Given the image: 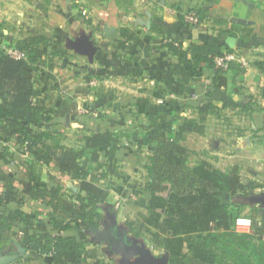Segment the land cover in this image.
I'll use <instances>...</instances> for the list:
<instances>
[{
  "label": "crops",
  "instance_id": "1",
  "mask_svg": "<svg viewBox=\"0 0 264 264\" xmlns=\"http://www.w3.org/2000/svg\"><path fill=\"white\" fill-rule=\"evenodd\" d=\"M248 1L254 4L251 13V7L238 0H219L214 6L211 0L0 2V48L18 49L19 45L29 43L37 50L27 61L37 80L35 101L46 108L43 120L46 125L41 130H49L63 144L73 147H82L92 133L106 130L117 133L115 141L121 150V160L116 164V173L104 168L88 176L89 181L108 192L106 204H102L100 225L73 223L71 229L64 231L76 235L80 241L81 233L87 235L80 264H95L98 260L104 264L116 257L121 264L119 251L123 243L119 239L124 237L129 244L133 240L141 242L129 236L120 214L105 206L112 203V190L122 185L114 179L123 183L128 179L124 167L138 168L132 160L133 152L139 146L147 150L155 144L146 143V137L164 134L187 146L185 143L195 127L204 132L201 123L213 121L220 126L237 119L251 123L236 127L235 132L223 130L224 136L220 134L219 141L228 142L230 155L235 157L233 164L221 168L209 159L198 160H207L217 170L238 172V189L229 192L245 200L240 202L244 203V210L237 218L252 220L255 212L264 209V0ZM191 11L200 14L196 24L186 21L185 16ZM232 17L247 18L253 23H234ZM226 20L227 25L222 23ZM85 36L97 47L93 62L80 50L85 45ZM229 36L237 39L235 47L226 43ZM193 44H209L221 51H240L244 47L246 56H241L250 58L249 67L241 71L233 67L225 72V85L220 84L215 69L206 63H201L202 75L191 76L171 46L187 50ZM204 104L212 108L201 112L199 108ZM245 107L249 109L242 110ZM214 144V150L219 152L213 154L205 147L199 153L215 155L214 160H219L221 145L218 141ZM0 149L5 153L0 160V191L14 179L23 204L21 207L14 204L13 209L32 217V227L21 223L0 237V261L18 254L20 245L26 254L12 264H53L52 253L29 250L21 241L26 227L37 238L58 232L51 221L61 214H54L48 205L50 192L36 188L60 185L69 200L78 202L80 179L60 173L54 162L46 161L41 149L29 151L15 140L4 139H0ZM239 156H244L245 161L236 159ZM224 194L226 191L223 197ZM204 236L198 237L200 243H205ZM145 240L155 255L167 254Z\"/></svg>",
  "mask_w": 264,
  "mask_h": 264
},
{
  "label": "trees",
  "instance_id": "2",
  "mask_svg": "<svg viewBox=\"0 0 264 264\" xmlns=\"http://www.w3.org/2000/svg\"><path fill=\"white\" fill-rule=\"evenodd\" d=\"M171 47L191 76L202 75L201 63H206L215 69L220 84H226L223 74L233 68L234 62L228 70L214 67V57L224 52L220 47L209 44H193L187 50ZM18 50L25 54L24 58L17 59L0 48V105L3 109L0 139L15 140L29 151L41 149L46 161L54 162L60 173L80 179L78 202L69 200L60 185L37 186L36 191L50 192L48 205L54 214H61L51 221L58 232L37 238L26 227L21 241L29 250L52 253L53 264H80L87 235L81 233L80 241L76 235L64 231L71 229L73 223L100 225L102 204H106L108 192L89 181L88 176L104 168L116 173V164L121 160V150L115 141L117 133L113 130L92 133L82 147H73L63 144L49 130H41L46 125L43 122L46 108L35 101L37 80L27 61L37 50L29 43L19 45ZM211 108L210 104H204L199 109L207 112ZM246 109L249 107L242 108ZM145 142L155 144L147 150L139 146L133 152L138 159L145 155L143 167L147 172L145 184L137 193L148 199V218L135 223L138 234L149 240L154 249L167 253L169 264H264V209L252 215V232H238L234 225L240 212H235L222 199L225 191H237L238 172L217 170L207 160L190 164L191 150L164 134L146 137ZM4 157L0 149V160ZM14 181L7 182L0 191L1 238L21 223L32 227V217L13 209L12 205L21 207L23 204ZM200 235H205V243L198 241Z\"/></svg>",
  "mask_w": 264,
  "mask_h": 264
},
{
  "label": "rangeland",
  "instance_id": "3",
  "mask_svg": "<svg viewBox=\"0 0 264 264\" xmlns=\"http://www.w3.org/2000/svg\"><path fill=\"white\" fill-rule=\"evenodd\" d=\"M7 1L10 3L15 1L16 3L18 2V4L22 2V0H0V2H3V4H5L4 2H7ZM218 2L219 0H211L210 3L214 6L216 4H219ZM253 11L254 10H252V7H251L250 13ZM249 14L247 16H249ZM213 23L214 21L212 22L211 25H213ZM222 23L227 25L229 24V21L226 20V21H223ZM212 28L213 27H211V29ZM212 34H214L213 31H212ZM215 34L217 35V32ZM240 49L242 51L241 50L236 51L235 49L232 50V52L236 56V60L234 61L235 65L233 64V67H235L237 71H241L243 68H248L250 64L249 62L250 58L248 57L243 58L241 56V55H245L244 54L245 48L241 47ZM214 123L213 121L201 123L204 125V132L201 131V128L195 127L193 129L194 131L190 134L189 139H187V142L185 144H187L190 150L194 152L190 157V164H194L195 161H197L198 159H209L216 166H220L221 168H227L228 166L234 163L235 157L230 155L229 146L227 145L228 142L226 141L223 142V140L221 139L219 141L220 136H222L220 134H223L224 136L226 133L222 132L223 130L227 132L228 130L235 132L236 127L243 128L245 126H250L251 123L243 122V120L240 121L239 119L235 120L234 122L230 124L227 121L222 122L220 126L217 125L218 123H215V124ZM256 125L258 127L261 126V124H256ZM217 141L221 145L220 153L222 154V155H218L219 160H216V161L214 160L213 157L215 155L211 154V156L209 157L207 155L199 153L200 151L204 150L205 147L208 148V150L212 151L213 154L215 152L216 153L219 152V151H216V149L214 150V146H215L214 142H217ZM82 143L83 141L80 142L79 144L81 145ZM238 158L245 161L244 156L236 157V159ZM132 160L137 163L138 168L134 170V169H131L130 167H124L125 168L124 170L125 172H127V176H128V179L124 183L121 179L120 180L114 179L116 180L117 183H120L122 185L120 187L116 186V188L112 190L113 192L112 203H110V205L108 204V206H105V208L113 209L120 214V219L122 220L123 226L127 229V231H129V236L132 239H137L141 241V243H147V241L145 240V237L142 236L141 234H138V231H137L138 229L135 225L136 222L143 221V219L145 220L148 214V206H147L148 199L144 197L143 195L141 194L139 195V193H137V191H139L142 188V185L145 184V181H146L145 177H146L147 172L143 167V163L145 161V155H142L141 159H138L136 156H134ZM122 162L123 161H121V163ZM127 163L130 164V161H128ZM122 167L123 166L120 167V171L121 170L123 171ZM246 170L247 169H245V172H243L244 178L246 177V174H247ZM223 198H224L223 201H225V203L229 207H232V209L235 212H238V211L241 212L242 210H244V207H243L244 203H240V202H245L244 199L234 197L233 195L229 194V191H226V194H224ZM236 201L238 202L237 204H236ZM239 203L242 205H240ZM130 222H133V223H130ZM108 261H109L108 263L104 262V264H118L120 259L116 257L114 260L109 259Z\"/></svg>",
  "mask_w": 264,
  "mask_h": 264
},
{
  "label": "water",
  "instance_id": "4",
  "mask_svg": "<svg viewBox=\"0 0 264 264\" xmlns=\"http://www.w3.org/2000/svg\"><path fill=\"white\" fill-rule=\"evenodd\" d=\"M238 1H242L250 7H254V4L250 3L248 0ZM231 21L243 25L253 23L252 20L237 17H232ZM236 41L237 39L233 36H229L226 39V43L229 47H235ZM84 42L85 45L80 48V50L89 57L91 62H93L97 53V47L92 44L89 36H85ZM119 241L123 243V249L119 251V254L122 256L121 264H169L170 262V256L168 254L157 256L145 243H138L136 240H133L130 244L125 243L124 237L119 239ZM18 247L20 251L18 254L8 256L4 260H1L0 264H12L23 257L26 254V249L20 245H18Z\"/></svg>",
  "mask_w": 264,
  "mask_h": 264
},
{
  "label": "built area",
  "instance_id": "5",
  "mask_svg": "<svg viewBox=\"0 0 264 264\" xmlns=\"http://www.w3.org/2000/svg\"><path fill=\"white\" fill-rule=\"evenodd\" d=\"M85 13V12H84ZM186 21L190 24H196L199 20V16L195 12H190L186 16ZM7 52L17 59L25 57V54L15 48L6 49ZM236 60V56L233 52L224 51L223 54L216 55L214 57L215 67L222 70H228L231 63ZM234 228L238 232L250 233L253 231V222L249 218H237L235 221Z\"/></svg>",
  "mask_w": 264,
  "mask_h": 264
}]
</instances>
